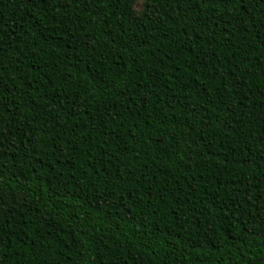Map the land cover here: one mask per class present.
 Returning <instances> with one entry per match:
<instances>
[{
	"label": "trees",
	"instance_id": "obj_1",
	"mask_svg": "<svg viewBox=\"0 0 264 264\" xmlns=\"http://www.w3.org/2000/svg\"><path fill=\"white\" fill-rule=\"evenodd\" d=\"M0 264H264V0H0Z\"/></svg>",
	"mask_w": 264,
	"mask_h": 264
}]
</instances>
